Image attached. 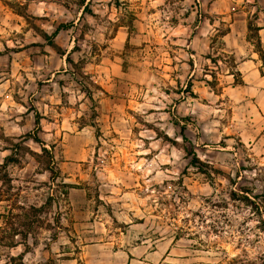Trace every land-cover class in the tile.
Segmentation results:
<instances>
[{
	"label": "rangeland",
	"instance_id": "1",
	"mask_svg": "<svg viewBox=\"0 0 264 264\" xmlns=\"http://www.w3.org/2000/svg\"><path fill=\"white\" fill-rule=\"evenodd\" d=\"M84 1L0 0V264H264V0Z\"/></svg>",
	"mask_w": 264,
	"mask_h": 264
},
{
	"label": "trees",
	"instance_id": "2",
	"mask_svg": "<svg viewBox=\"0 0 264 264\" xmlns=\"http://www.w3.org/2000/svg\"><path fill=\"white\" fill-rule=\"evenodd\" d=\"M81 5L85 6V8L87 7V5H85V1H84V0H83V3H82ZM191 85H192V84H190V88H191ZM190 88H189V89H190ZM38 123H39V119H37V124H38ZM35 139H37V138H35ZM44 150L46 151V148H44ZM9 159H10V158H9ZM10 161L13 162V161H15V160H10ZM16 234H19V232H16Z\"/></svg>",
	"mask_w": 264,
	"mask_h": 264
},
{
	"label": "crops",
	"instance_id": "3",
	"mask_svg": "<svg viewBox=\"0 0 264 264\" xmlns=\"http://www.w3.org/2000/svg\"><path fill=\"white\" fill-rule=\"evenodd\" d=\"M254 71L256 72L257 70H254ZM254 71H253V72H254ZM258 71H259V70H258Z\"/></svg>",
	"mask_w": 264,
	"mask_h": 264
},
{
	"label": "clouds",
	"instance_id": "4",
	"mask_svg": "<svg viewBox=\"0 0 264 264\" xmlns=\"http://www.w3.org/2000/svg\"><path fill=\"white\" fill-rule=\"evenodd\" d=\"M171 135V133H169Z\"/></svg>",
	"mask_w": 264,
	"mask_h": 264
}]
</instances>
